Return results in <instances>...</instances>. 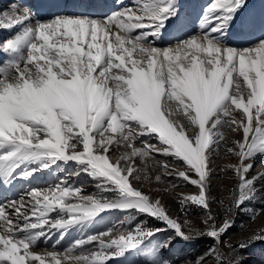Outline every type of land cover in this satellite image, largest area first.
<instances>
[{
	"label": "snow or ice",
	"instance_id": "1",
	"mask_svg": "<svg viewBox=\"0 0 264 264\" xmlns=\"http://www.w3.org/2000/svg\"><path fill=\"white\" fill-rule=\"evenodd\" d=\"M186 8L0 0V188L54 177L0 204V264H247L241 253L264 245V227L224 239L264 201V171L252 173L264 156V7L209 0L196 32ZM222 156L234 162L220 167ZM217 168L234 181L226 197L212 191ZM187 185L196 192L176 191ZM153 192L174 195L177 213ZM112 211L123 219L91 230Z\"/></svg>",
	"mask_w": 264,
	"mask_h": 264
},
{
	"label": "rangeland",
	"instance_id": "2",
	"mask_svg": "<svg viewBox=\"0 0 264 264\" xmlns=\"http://www.w3.org/2000/svg\"><path fill=\"white\" fill-rule=\"evenodd\" d=\"M230 162H234V158L222 156L221 158H218L215 161V164L220 165V167H223L225 164L230 163ZM252 173L255 174L254 168L252 169ZM233 182L234 181L230 180L225 174L220 173L219 169L217 168L213 176V179H212L213 194L216 195L217 197H226L231 190ZM139 183H144L143 179H141ZM150 184L148 185V187L160 188L159 186H156L155 183H153L154 185H150ZM37 187H40L42 189L44 186L39 185ZM148 187L145 188V191H148ZM29 188H31V186ZM29 188H20V189L14 188L9 197L6 196L4 197V199L0 200V204L5 203L8 200L19 199V197L25 194ZM95 191H96V188L93 187L92 193ZM176 191L183 192L186 194H193L196 192V188L195 186L187 185V186H182V187L177 188ZM8 192L9 190L6 191V193ZM152 195L162 196L164 199V202L171 208L173 213L174 214L177 213V204L175 202L174 195H172L171 193L164 194L162 192H153ZM250 207H254L255 211L258 212L259 214L256 215L255 219H253L251 213H237L235 216V224L232 227V229L228 232L227 236L224 237L225 240H231L235 242L238 239L248 236L252 232V230L264 227V201L257 202L254 206H250ZM213 209L216 211H220L218 204H213ZM116 214L119 215V217L116 219V222L118 220L123 219L122 213L116 212ZM114 215L115 214H112V213L109 214V216H114ZM180 216H181V219L184 218L183 214H180ZM200 216H201V213L199 212L198 209H192L189 211L188 219H190L194 225L202 226ZM149 223L152 225H157V222L155 220L149 221ZM109 224H106V226ZM94 225H97V224H94ZM211 243L212 241L210 239H207V238L200 239L191 248L186 249L185 252L182 253V255H186L189 258H191L195 256L197 253H199L200 251H202L206 246L210 245ZM261 249H264V245H257L255 249H250L247 252H242L241 255H243L247 264H259V262L262 259L261 252H260ZM209 264H211V262H209Z\"/></svg>",
	"mask_w": 264,
	"mask_h": 264
},
{
	"label": "bare ground",
	"instance_id": "3",
	"mask_svg": "<svg viewBox=\"0 0 264 264\" xmlns=\"http://www.w3.org/2000/svg\"><path fill=\"white\" fill-rule=\"evenodd\" d=\"M106 3L116 6L119 3H121V0H105ZM209 2V0H183V3L187 6L186 10L187 12L190 14L191 17V31L192 32H196L198 30V25H199V18L203 13L204 7L205 5ZM132 3V0H122V4L123 5H129ZM250 3L252 5H254L256 8H262L264 7V0H250ZM5 35H7L5 33ZM155 142V141H153ZM125 151V149L123 147H121L119 149V151L117 152V154H119L120 152ZM75 165H69L68 166V170H74ZM253 168L255 170V173L260 172V171H264V156H257L255 158V160L253 161ZM60 175H63L62 173ZM50 182H54V177L52 175H50L48 173L47 170L37 174V176L34 179H30V180H17L15 181L14 185L10 188V189H4V188H0V200L4 199V197L6 196H10L12 193V190L14 188H29L31 186L32 187H37V186H44L42 189L40 187H37L38 189L41 190H46L48 188V184ZM77 184H83L84 185V194H91L92 193V189L94 187V182L88 178L87 176L81 175L77 180H76ZM156 184V183H155ZM150 185H154L153 183ZM156 186H159L161 189H163L164 185L159 184ZM9 190L8 193H6V191ZM163 198V197H162ZM115 214L114 216H109V214ZM118 213V212H117ZM119 217L118 214H116L115 211L112 212H108L106 214H102V218L98 219L97 222H95L93 228L91 229L92 231L95 230H100L103 229L106 224L109 223H115L116 219ZM78 236V233L75 229L71 230L63 240H61V244L60 247H67L74 238H76ZM60 239L59 234L57 233L52 240L48 241L47 243H45L43 240L40 241L39 246L37 248V251L43 250L45 248H51V245L55 242V240Z\"/></svg>",
	"mask_w": 264,
	"mask_h": 264
}]
</instances>
